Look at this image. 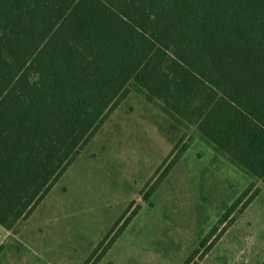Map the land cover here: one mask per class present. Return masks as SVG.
Masks as SVG:
<instances>
[{
  "label": "trees",
  "instance_id": "1",
  "mask_svg": "<svg viewBox=\"0 0 264 264\" xmlns=\"http://www.w3.org/2000/svg\"><path fill=\"white\" fill-rule=\"evenodd\" d=\"M132 82L264 184V0H0V225L29 217Z\"/></svg>",
  "mask_w": 264,
  "mask_h": 264
},
{
  "label": "rangeland",
  "instance_id": "2",
  "mask_svg": "<svg viewBox=\"0 0 264 264\" xmlns=\"http://www.w3.org/2000/svg\"><path fill=\"white\" fill-rule=\"evenodd\" d=\"M129 87L29 217L13 231L0 225V264H86L93 254L89 264H264L261 180L137 84ZM251 186L247 196L259 190L255 197L205 250V238ZM131 204V219L100 253Z\"/></svg>",
  "mask_w": 264,
  "mask_h": 264
}]
</instances>
